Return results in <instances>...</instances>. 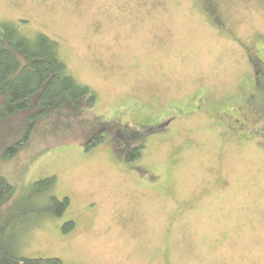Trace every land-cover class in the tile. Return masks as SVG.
Instances as JSON below:
<instances>
[{"label":"rangeland","instance_id":"374dc122","mask_svg":"<svg viewBox=\"0 0 264 264\" xmlns=\"http://www.w3.org/2000/svg\"><path fill=\"white\" fill-rule=\"evenodd\" d=\"M3 20L57 40L98 94L76 115L0 126L17 255L264 264V0H0ZM53 196L69 198L61 215L34 211Z\"/></svg>","mask_w":264,"mask_h":264},{"label":"trees","instance_id":"16d2710c","mask_svg":"<svg viewBox=\"0 0 264 264\" xmlns=\"http://www.w3.org/2000/svg\"><path fill=\"white\" fill-rule=\"evenodd\" d=\"M25 21V20H23ZM22 21V22H23ZM60 43L41 31L26 34L14 21H0V126L7 120L28 115L34 122L55 112L76 115L86 107H92L98 99L97 92L79 82L60 56ZM98 135L88 142V147L103 142ZM22 143L13 145L5 157L16 154ZM141 149L136 147L126 156L127 161L139 158ZM55 176L36 180L31 194L53 188ZM15 186L0 174V208L14 196ZM69 204V198L51 197L49 203L34 211H47L61 215ZM16 214L0 215V264H64L58 257H24L17 255L7 238V231ZM69 221L65 231L74 227Z\"/></svg>","mask_w":264,"mask_h":264}]
</instances>
